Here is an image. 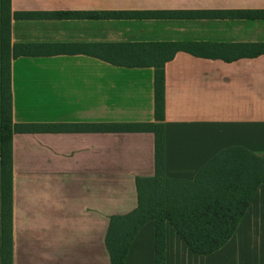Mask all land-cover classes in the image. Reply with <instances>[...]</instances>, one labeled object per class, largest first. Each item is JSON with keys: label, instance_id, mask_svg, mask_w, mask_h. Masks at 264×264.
Wrapping results in <instances>:
<instances>
[{"label": "crops", "instance_id": "1", "mask_svg": "<svg viewBox=\"0 0 264 264\" xmlns=\"http://www.w3.org/2000/svg\"><path fill=\"white\" fill-rule=\"evenodd\" d=\"M13 264H110V218L138 207L137 178L155 176V69L126 67L123 45L193 43L165 64V177L192 182L230 147L264 153V0H11ZM176 12L93 19V12ZM225 13V14H223ZM66 14L67 16H65ZM71 15V16H70ZM165 264H264V185L229 242L191 252L165 229ZM125 264H155V223Z\"/></svg>", "mask_w": 264, "mask_h": 264}, {"label": "trees", "instance_id": "2", "mask_svg": "<svg viewBox=\"0 0 264 264\" xmlns=\"http://www.w3.org/2000/svg\"><path fill=\"white\" fill-rule=\"evenodd\" d=\"M176 12H93V19H162ZM225 14V13H223ZM233 18L261 20L264 11H232ZM67 16L66 14H64ZM71 16V15H70ZM11 0H0V264H13L12 139L21 126L13 123L11 64ZM193 43H140L123 45L130 54L126 67L155 69V118L153 124L94 125L99 132H152L155 135V176L137 178L138 207L114 215L106 235L110 264H125L128 250L141 227L155 223V264H165V229L169 222L197 255L224 247L236 232L257 189L264 185V153L230 147L215 155L192 182L165 177V64L180 51L195 53ZM253 56L264 53V43L253 45Z\"/></svg>", "mask_w": 264, "mask_h": 264}]
</instances>
